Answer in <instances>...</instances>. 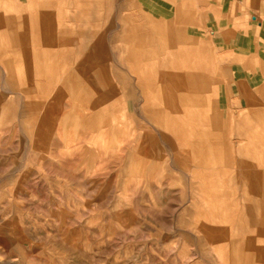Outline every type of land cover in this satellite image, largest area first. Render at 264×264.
I'll return each instance as SVG.
<instances>
[{
	"label": "rangeland",
	"instance_id": "rangeland-1",
	"mask_svg": "<svg viewBox=\"0 0 264 264\" xmlns=\"http://www.w3.org/2000/svg\"><path fill=\"white\" fill-rule=\"evenodd\" d=\"M66 1L55 0V22L71 40L67 75L35 68L29 79L19 75V62L0 60V264H264V204L245 196L239 179L226 198L249 224H206L207 213L225 215L226 200L213 206L204 195L180 139L160 123L162 102L148 99L128 59L126 27L133 22L149 36V24L158 21L147 17L148 5L103 0L100 14L83 20L81 8ZM26 2L1 0V15L34 12L24 10ZM187 33L197 37L218 86L213 103L200 107V121L184 126L203 130L214 117L230 122L238 150L248 144L241 129L264 104L233 100L225 109L219 83L228 81L226 58L207 27ZM99 36L105 49L96 55ZM57 44L43 65H63L53 59L62 54ZM90 118L96 126L80 124ZM144 150L151 163L133 164L132 154ZM232 172L240 176L239 166ZM235 248L241 261L231 260Z\"/></svg>",
	"mask_w": 264,
	"mask_h": 264
},
{
	"label": "crops",
	"instance_id": "crops-1",
	"mask_svg": "<svg viewBox=\"0 0 264 264\" xmlns=\"http://www.w3.org/2000/svg\"><path fill=\"white\" fill-rule=\"evenodd\" d=\"M69 1L81 8L83 20H87L92 12L98 16L103 5V0L66 2ZM143 5H148L149 19H158L148 26L152 34H144L132 22L122 33L121 40L148 99L162 102L160 123L180 139L191 164L196 167L193 173L200 178L204 195L213 206L226 200L223 201L225 215L207 213L205 222L249 224L226 197L240 179L245 183L244 195L260 199V204H264V113H253L251 127L241 129L248 144L238 146V150L229 137L233 131L231 123L217 117L207 121L208 126L203 130L187 131L184 123L192 125L200 121V107L205 105L207 109L213 103L218 86V81L208 73L206 53L200 52L197 37L188 35L187 29L201 31L202 27H207L226 58L228 81L219 83L220 99L227 105L225 109L231 107L233 100L246 104L260 100L264 104V0H144ZM24 6V10L32 7L36 10L15 19L1 15L7 7L6 10L0 8V60L19 62V75L29 79L35 68L38 74L40 70H46L43 74L49 77L65 75L72 57L64 49L71 40L66 30L57 31L55 19L61 12L57 11L55 0H27ZM201 35L204 34L201 32ZM58 40L60 43L57 44ZM30 43L41 45L43 49H36L31 54ZM56 44L63 47L62 54L52 58L60 57L64 66L58 64L50 68L43 63L51 61L47 48ZM92 47L96 55L103 52V36H99ZM141 64H148L152 70L141 69ZM80 124L96 126L97 120H81ZM148 155L145 150L139 157L132 154L131 162L145 166L150 162ZM255 163L261 165L260 168H256ZM236 165L240 176L232 172ZM232 252L235 255L232 259L241 261L240 250L235 248Z\"/></svg>",
	"mask_w": 264,
	"mask_h": 264
},
{
	"label": "bare ground",
	"instance_id": "bare-ground-1",
	"mask_svg": "<svg viewBox=\"0 0 264 264\" xmlns=\"http://www.w3.org/2000/svg\"><path fill=\"white\" fill-rule=\"evenodd\" d=\"M237 249H238V248H237ZM239 249H240V248H239ZM239 249H238V251H239ZM224 254H225V252H224ZM238 254H239V252H238ZM238 254H237V255H238ZM242 260H243V259H242ZM232 261H233V259H232ZM247 262H248V260H247Z\"/></svg>",
	"mask_w": 264,
	"mask_h": 264
}]
</instances>
